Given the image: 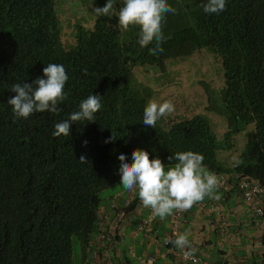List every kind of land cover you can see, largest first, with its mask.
Listing matches in <instances>:
<instances>
[{
    "label": "trees",
    "instance_id": "trees-1",
    "mask_svg": "<svg viewBox=\"0 0 264 264\" xmlns=\"http://www.w3.org/2000/svg\"><path fill=\"white\" fill-rule=\"evenodd\" d=\"M58 1L0 0V264H72V240L84 259L96 211L111 197L101 202L98 194L120 181L121 153L131 163L132 151L143 150L169 167L176 163L169 156L192 151L204 156L209 171L227 176L231 191L238 193L244 176L264 188V0H226L225 10L213 14L203 11L207 0H167L176 12L164 15L163 51L155 54L149 52L155 41L140 45L139 26L119 25L123 0H113L107 16L94 14L90 27L74 24L65 46ZM89 2L101 8L107 0ZM199 50L220 63L218 103L201 86L205 110L225 122L221 139L201 115L168 122L166 129L159 119L155 128L144 125L152 91L135 80L133 68L163 72L168 61ZM49 63L64 66L67 99L56 113L16 117L7 103L15 95L11 86L43 78ZM91 94L100 95L102 105L94 122L71 123L69 136H54L55 124ZM240 132L244 144L236 158L244 162L218 161L216 152L229 150ZM110 136L114 141L105 143ZM82 155L88 164L78 161Z\"/></svg>",
    "mask_w": 264,
    "mask_h": 264
},
{
    "label": "clouds",
    "instance_id": "clouds-1",
    "mask_svg": "<svg viewBox=\"0 0 264 264\" xmlns=\"http://www.w3.org/2000/svg\"><path fill=\"white\" fill-rule=\"evenodd\" d=\"M113 7V0H107L105 6L95 8L94 12L97 17L107 16ZM225 7L226 0H207L202 4L203 11L208 14L222 12ZM175 12L176 9L170 7L167 0H123V6L118 12V22L124 30L129 26H139L140 45L147 46L155 41V47L150 48L149 52L162 53L161 44L165 39L161 27L162 20L166 13ZM42 71L43 78L37 77L31 84L15 83L11 86V91L15 95L7 103L16 117L27 118L34 112L56 113L59 111L58 105L67 99L64 88L68 75L64 66L49 63ZM85 74H87L86 70ZM101 107V96L89 95L81 101L78 111L70 113L68 120L55 124L52 134L57 137L69 136L71 123L94 122L95 114ZM173 111L175 107L171 101L157 103L155 100H150L143 111V124L155 128L158 119ZM113 141L114 137L110 136L105 143ZM83 143L86 145L87 141ZM131 157V163L123 153L117 157L120 162V184L129 192L138 190L140 201L144 207L152 210L154 217L164 219L172 215L174 210L187 211L194 204L202 202L205 197L221 199L220 195L216 194L220 179L215 172L209 171L203 164L204 156L200 153L185 151L169 156V162L174 159L176 163L167 170L159 158L150 160L146 151L133 150ZM78 161L81 164L89 163L83 155ZM233 162L235 166H239L244 161L233 158ZM189 235L187 231L178 232L175 234V240H166L165 243H173L180 249H186L183 256L193 259V264H197L194 258L196 249L191 246Z\"/></svg>",
    "mask_w": 264,
    "mask_h": 264
},
{
    "label": "crops",
    "instance_id": "crops-1",
    "mask_svg": "<svg viewBox=\"0 0 264 264\" xmlns=\"http://www.w3.org/2000/svg\"><path fill=\"white\" fill-rule=\"evenodd\" d=\"M217 176L220 178L221 175ZM231 188L225 183L216 190L221 199L205 197L202 202L194 204L180 217L178 232L190 233L188 239L196 249L195 256L208 263L264 264V228L258 230L253 227L250 211ZM124 191L123 188L118 189L113 195ZM117 205L120 207V203ZM144 215L145 210H141L127 217L116 230L108 259L101 258L96 264H136L133 257L140 255H153V264H181L172 260V254L186 249L165 243L169 234L168 216L156 218L151 225L154 234L150 238L135 234V225ZM222 220L228 224L226 236L218 231ZM170 240H175V236ZM97 251L99 253L101 249ZM88 258L85 255L80 264H85Z\"/></svg>",
    "mask_w": 264,
    "mask_h": 264
},
{
    "label": "rangeland",
    "instance_id": "rangeland-1",
    "mask_svg": "<svg viewBox=\"0 0 264 264\" xmlns=\"http://www.w3.org/2000/svg\"><path fill=\"white\" fill-rule=\"evenodd\" d=\"M94 9L89 0L85 4L79 0L58 1L56 12L61 26L62 44L68 45L71 42V29L74 24L82 27L92 26ZM132 73L137 82L151 89L150 100L157 103L167 100L174 105L175 111L159 119L163 129L168 127V122L201 115L208 120L216 139H221L226 130L225 122L220 116L205 110L208 102L201 86L206 85L211 91L210 98L218 103L217 91L222 87V72L215 55L206 50H199L185 59L168 61L163 72L153 67H135ZM251 129L252 125H248L244 132ZM231 144L229 150L216 152L218 161H224L226 164L233 162V158L243 149L244 133L233 136ZM121 188L120 181L115 182L102 190L98 197L101 202H105L113 192ZM71 256L72 264L81 263V251L75 240L71 241Z\"/></svg>",
    "mask_w": 264,
    "mask_h": 264
},
{
    "label": "built area",
    "instance_id": "built-area-1",
    "mask_svg": "<svg viewBox=\"0 0 264 264\" xmlns=\"http://www.w3.org/2000/svg\"><path fill=\"white\" fill-rule=\"evenodd\" d=\"M220 186L222 187L227 183V176H220ZM238 196L248 208L252 215V225L258 230L264 228V188L261 187L256 181L248 177H241L236 183ZM120 203V207L117 205ZM145 210V215L140 218L135 225V234L141 233L146 238H150L154 232L152 230V223L155 222L157 217H154L150 208L144 207L138 197V190L131 192L125 190L122 193L112 195L105 205L99 206L96 211V232L92 239L88 242L85 248V255L89 256L85 264H96L97 261L108 259L110 247H112L117 228L127 219L132 213H140ZM186 211H173L172 215L168 216V237L170 240L178 233L180 226L179 219ZM227 222L222 220L219 224V234L222 236L227 235ZM101 249L98 253L97 250ZM182 250L179 253L172 254V260L175 263L193 264V259L185 258ZM132 256V255H131ZM136 264H153V255H140L133 257ZM197 264H218L208 263L194 257ZM86 259V258H85Z\"/></svg>",
    "mask_w": 264,
    "mask_h": 264
}]
</instances>
